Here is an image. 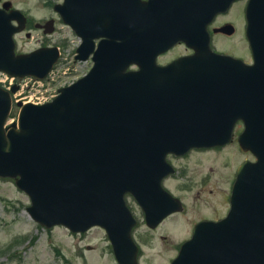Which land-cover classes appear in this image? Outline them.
Instances as JSON below:
<instances>
[{
    "label": "water",
    "instance_id": "95a60500",
    "mask_svg": "<svg viewBox=\"0 0 264 264\" xmlns=\"http://www.w3.org/2000/svg\"><path fill=\"white\" fill-rule=\"evenodd\" d=\"M149 3L64 0L56 9L82 39L75 58L86 59L93 52L92 68L60 88L52 101L22 105L17 121L7 126L11 98L0 87V176L14 178L29 196L27 212L42 226L64 225L73 232L94 225L105 228L119 264H137V248L130 236L134 220L124 194L135 195L150 225L178 209V201L171 197L174 205L155 208L144 196L166 195L160 186L167 171L166 153L219 142L217 124L221 109L228 104L224 99L233 102L235 113L250 129L264 135V43H260L264 0H249L246 9L248 17L254 12V24L250 20L247 31L255 49L254 65L204 50L199 56L200 64L210 68L206 72L221 68L220 73L228 76L222 83L239 80V84L230 85L228 93L221 95L203 81L202 91L187 97L202 98L210 108L182 111L169 105L176 97L173 92L162 102L164 94L154 91L153 76L183 71L190 63L188 58L165 67L154 62L163 46L158 35L182 38L185 32L157 27L141 30L138 17H146ZM3 6L0 70L19 77H44L58 57L57 48L15 54L12 34L22 29L25 20L18 10L6 12L8 4ZM11 18L18 20V26L12 25ZM99 36L108 38L94 49L93 39ZM132 63L141 68L127 70ZM249 80L256 82L253 91L248 90ZM15 90L16 86L11 91ZM242 140L247 144L246 134ZM254 144L258 161L241 170L228 215L218 222L199 224L171 264H264V137ZM148 184L154 191L145 190Z\"/></svg>",
    "mask_w": 264,
    "mask_h": 264
},
{
    "label": "flooded vegetation",
    "instance_id": "af4514ba",
    "mask_svg": "<svg viewBox=\"0 0 264 264\" xmlns=\"http://www.w3.org/2000/svg\"><path fill=\"white\" fill-rule=\"evenodd\" d=\"M5 1L6 0H0V5ZM9 1L11 2L12 8H19L26 16L24 30L17 33L15 36L16 51H23L20 50V39L18 36L23 34L26 38L30 39L33 30L39 31L42 35V38H36L39 42L38 46L48 45L46 37L55 32L58 20L61 21L55 10L56 2L52 4L54 15L41 20H32L21 7L16 6L12 0ZM113 1L115 4H117L118 1L121 2V0ZM240 1L241 0L234 1L223 11V0H152L149 12L152 14L153 19L151 21L154 22L155 26H163L167 29L179 28L182 26L186 32V39L176 41L168 49L159 53L156 57V62L161 66H165L180 56H191L195 53L196 46L206 47L209 40L211 49L239 57L246 63H251L253 61V51L250 46H248V41L245 36V4L243 7L241 5L239 6L238 3ZM234 8L238 11V16L234 15V19L223 20L222 18L225 16L232 15L231 13ZM240 12L241 18H239ZM176 13L182 15L183 19L175 18ZM48 20L53 21L54 30L52 33H46L47 28L45 25ZM228 25H232L233 28L231 31ZM216 29L220 30L216 31ZM237 35L241 36L243 41L242 45L240 43L241 40H228ZM98 40L99 39H97L96 42H98ZM219 41L221 43L235 44L231 47H220L218 45ZM192 68L197 70L196 65ZM157 77L162 76L158 74ZM166 77L169 79L170 77L183 79V81L179 83H174L173 87H168L167 82L160 83L163 91L168 88L171 92L176 94V97L172 100L173 106L175 107L174 109H178L182 104H190L191 101H199L195 97L191 100L190 97L182 98L180 96L182 91L188 94V96L192 93L202 91L201 82L198 80L199 77L197 73H170ZM230 118L231 116L227 115L224 118L225 120L223 119L220 121V125L222 127L227 126V122ZM243 128V123L237 120L234 123L230 141L222 146L193 148L183 155H167V161L172 165L174 171L166 176L162 183L168 192L180 200L182 208L167 215L157 226H147L144 222V213L141 207L138 206L131 195H126V202L137 221L132 227V234L135 242L139 246L140 263L141 255L143 254L142 246H144L140 239H142V236L145 238L148 237L150 232L158 231L160 227H163V223L166 222L165 226L162 228V232H158L157 237L159 240L165 241L171 237L180 238L179 243L174 245L173 251H175V255L180 242L192 237L193 229L197 223L204 220H218L227 213L229 208V197L238 166L245 161L255 160L253 153L243 149L238 143V135L242 132ZM219 157H223V159L219 161ZM192 158H198L197 162H194L197 165V172L193 179L188 175L186 176L185 171L178 164L180 161L184 160H189L188 162H190ZM222 161L224 172L220 178L224 179V184L215 182L213 185H209L211 180L215 179V166ZM226 168H228V170H226ZM132 203L136 206V209L132 207ZM156 203L159 207H162L168 206L170 202L161 197L160 199H156ZM170 260L169 258V261Z\"/></svg>",
    "mask_w": 264,
    "mask_h": 264
},
{
    "label": "rangeland",
    "instance_id": "374dc122",
    "mask_svg": "<svg viewBox=\"0 0 264 264\" xmlns=\"http://www.w3.org/2000/svg\"><path fill=\"white\" fill-rule=\"evenodd\" d=\"M57 1L60 0H12L32 20L54 15L52 4ZM234 10L235 8L232 15L222 19H234ZM18 37L20 50L25 51L38 46L36 38H42V35L33 30L30 39L23 34ZM46 38L48 45H57L62 51L58 70L50 83L51 88H48L54 90L61 83L81 76L87 69V63L74 60L76 38L61 21L58 20L55 32ZM232 39L241 40L240 43L243 44L240 35L228 40ZM233 44L235 43L218 42L220 47H231ZM222 159L223 157L218 158L219 161ZM197 160L198 158H192L190 162L184 160L178 163L191 179L197 172V165L194 163ZM215 167V179L209 185L215 182L224 184V179L220 178L224 172L223 161ZM29 204V197L15 186L12 179L0 178V264H117L102 229L95 227L87 232L74 234L63 226L44 228L28 215L26 207ZM132 207L136 209L133 203ZM165 224L166 222L162 224L163 227ZM162 228L140 239L144 245L141 264H167L174 255V245L180 238L159 240L157 235L159 231L162 232Z\"/></svg>",
    "mask_w": 264,
    "mask_h": 264
}]
</instances>
